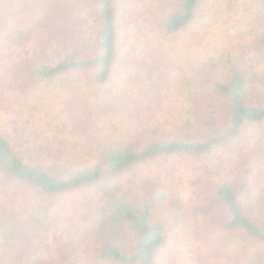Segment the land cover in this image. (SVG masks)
<instances>
[{
    "label": "rangeland",
    "instance_id": "rangeland-1",
    "mask_svg": "<svg viewBox=\"0 0 264 264\" xmlns=\"http://www.w3.org/2000/svg\"><path fill=\"white\" fill-rule=\"evenodd\" d=\"M94 2L0 0V125L11 130L23 126L24 142L34 151L47 146L67 152L59 163L43 157L48 166H85L119 140L177 135L182 128L199 132L190 108L202 106V92L215 76L227 80L236 57L253 58L252 45L264 36V0H203L192 25L172 35L163 31L161 21L177 0H117V57L109 81L98 83L90 69L59 76L50 85L28 78V90L21 75L28 69L22 61L32 58L37 45L56 60L93 52L98 31ZM44 7L57 10L55 18H60L59 11L67 15L70 30L53 36L47 17L38 15ZM67 41L75 49L66 51L73 46H65ZM252 61L245 68L259 74L261 79L252 84L260 90L251 88L246 96L251 103L264 104V57ZM20 67L21 72L12 71ZM188 90H195L193 96ZM25 100L39 109L18 112ZM216 103L223 128L227 110L223 101ZM187 119L194 122L191 128L185 125ZM116 177L128 195L157 200L154 218L165 227V242L154 264H264V244L225 230L226 215L212 202L213 191L226 180L249 206L264 200V121L246 125L213 153L144 161ZM95 189L83 186L54 200L47 198L49 213H70ZM159 190L165 193L160 201ZM23 193L33 204L31 191ZM260 222L264 225V219ZM56 230L54 223L50 237ZM42 251L55 261L67 256L65 250L57 251L54 241Z\"/></svg>",
    "mask_w": 264,
    "mask_h": 264
},
{
    "label": "trees",
    "instance_id": "trees-1",
    "mask_svg": "<svg viewBox=\"0 0 264 264\" xmlns=\"http://www.w3.org/2000/svg\"><path fill=\"white\" fill-rule=\"evenodd\" d=\"M94 1L98 31L93 52L88 56L68 54L56 60L46 54L42 46L38 50L37 45L32 58H22L28 72H21L22 67L12 71L25 75L26 83L35 77L38 82L50 85L59 76L67 78L91 69L95 81L107 83L117 57V0ZM202 3L203 0H177L175 9L167 12L161 21L163 31L172 35L187 30ZM57 12L47 7L38 12L47 17L48 30L55 37L70 27L69 17L59 11L60 18H55ZM26 32L17 31V34ZM67 44L74 43L67 41L65 46ZM252 46L256 53L254 59L264 57V36ZM71 49L75 46L66 51ZM253 58L236 57L227 80L215 76L211 86L203 90L201 96L205 101L201 108H190L200 125L199 132L182 128L177 135L119 140L79 168L69 169L58 164L66 156L63 149L49 150L47 146L39 151L31 149L24 142L23 126L11 130L0 125V264H88L91 261L94 264H154L155 254L165 242V227L154 218L157 200L148 196L141 200L128 195L121 189L116 176L144 161L172 155L213 153L239 136L246 125L263 122L264 104L251 103L246 96L251 88L259 89L252 83L261 79L257 72L245 68L248 62L253 63ZM25 86L29 87V82ZM194 93L195 90H188L189 96ZM218 100L223 101L227 110L228 124L223 128L219 125L218 108L221 106L217 105ZM30 101L22 102L18 112L26 109L32 113L39 109L37 105L31 108ZM187 124L191 128L194 122L187 119ZM43 157H52L58 163L48 166ZM83 186H95L94 194L85 196L68 214L59 213L55 217L49 213L51 204L47 198L54 200ZM26 189L34 195L33 204L23 197ZM164 196V191L159 190V201ZM212 202L219 204L226 215L225 230L247 234L264 244V225L260 222L264 219V200L255 207L249 206L242 193L226 180L213 191ZM54 223L57 230L50 237ZM51 241L57 251L65 250L64 261H55L43 253V248Z\"/></svg>",
    "mask_w": 264,
    "mask_h": 264
}]
</instances>
